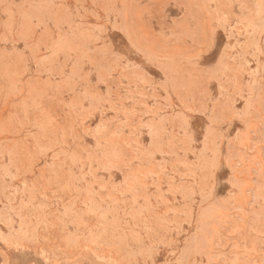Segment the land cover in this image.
Masks as SVG:
<instances>
[{
	"label": "rangeland",
	"instance_id": "obj_1",
	"mask_svg": "<svg viewBox=\"0 0 264 264\" xmlns=\"http://www.w3.org/2000/svg\"><path fill=\"white\" fill-rule=\"evenodd\" d=\"M0 264H264V0H0Z\"/></svg>",
	"mask_w": 264,
	"mask_h": 264
}]
</instances>
